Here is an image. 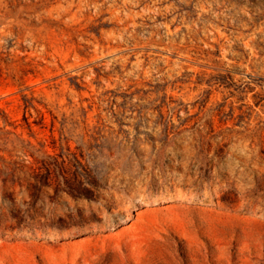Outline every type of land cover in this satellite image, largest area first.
Masks as SVG:
<instances>
[{"label": "rangeland", "instance_id": "374dc122", "mask_svg": "<svg viewBox=\"0 0 264 264\" xmlns=\"http://www.w3.org/2000/svg\"><path fill=\"white\" fill-rule=\"evenodd\" d=\"M0 264H264V0H0Z\"/></svg>", "mask_w": 264, "mask_h": 264}]
</instances>
